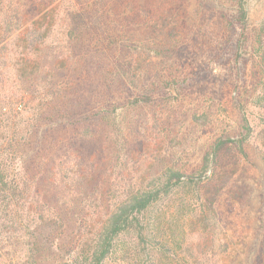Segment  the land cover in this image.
I'll use <instances>...</instances> for the list:
<instances>
[{
	"label": "trees",
	"instance_id": "16d2710c",
	"mask_svg": "<svg viewBox=\"0 0 264 264\" xmlns=\"http://www.w3.org/2000/svg\"><path fill=\"white\" fill-rule=\"evenodd\" d=\"M251 1L0 0L11 264H216L218 201L244 206L240 170L264 169V0L256 20ZM232 42L228 76L206 80ZM195 91L237 116L199 108L189 124L209 137L177 148L179 122L152 110ZM260 235L246 264H264V219Z\"/></svg>",
	"mask_w": 264,
	"mask_h": 264
},
{
	"label": "rangeland",
	"instance_id": "374dc122",
	"mask_svg": "<svg viewBox=\"0 0 264 264\" xmlns=\"http://www.w3.org/2000/svg\"><path fill=\"white\" fill-rule=\"evenodd\" d=\"M250 13L254 20L260 18V8L258 2L253 0L250 2ZM235 39V38H234ZM235 51V44L225 47L222 57L218 62L219 68L215 75L207 76V80H217L228 76L230 68L233 66L231 56ZM241 78L240 85L244 84V74L249 73L250 65L247 62H242L240 65ZM217 74H220L217 76ZM243 75V76H242ZM236 76L231 79L234 83ZM204 80V82H206ZM209 80V79H208ZM230 98V95H228ZM201 98V100H197ZM213 101L209 100L198 92L188 95L181 107L177 106L176 110H166L157 108L153 111L155 114L163 116H172L171 122L178 121V128L172 134L175 138L176 146L180 143L188 150H195L204 139L209 137V132L205 133L207 129L199 131H192L189 121L193 113L201 112L198 109L202 107H211L210 120L213 122L218 119L226 120L236 119V113L233 108L227 105H221L220 108L212 107ZM180 106V105H179ZM188 115H191L190 117ZM188 119V120H185ZM192 132V133H190ZM174 145V144H173ZM239 180L244 187L248 189L246 196V204L238 206L231 202L229 198L224 195L218 201L216 209L220 221V241L216 244L217 255L215 257L216 264H246L253 256L261 234V227L264 219V169L260 161L256 158L244 164V168L240 170ZM5 243L0 241V264H11L13 259L12 249L4 247Z\"/></svg>",
	"mask_w": 264,
	"mask_h": 264
}]
</instances>
